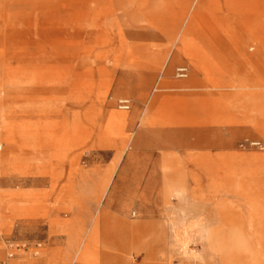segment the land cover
<instances>
[{"label":"rangeland","instance_id":"rangeland-1","mask_svg":"<svg viewBox=\"0 0 264 264\" xmlns=\"http://www.w3.org/2000/svg\"><path fill=\"white\" fill-rule=\"evenodd\" d=\"M252 143L264 0H0V264H264Z\"/></svg>","mask_w":264,"mask_h":264},{"label":"crops","instance_id":"crops-1","mask_svg":"<svg viewBox=\"0 0 264 264\" xmlns=\"http://www.w3.org/2000/svg\"><path fill=\"white\" fill-rule=\"evenodd\" d=\"M176 56H178V57H181V56H188V57H191V56H189V55H187L186 53H184L183 51H177L176 52ZM200 56H202V55H200L199 54V57L197 58H195L196 60L195 61H197V69L198 70H201L202 69V66H203V63H201L200 61ZM192 58V57H191ZM180 60H182V59H180ZM179 60V61H180ZM178 61V62H179ZM178 62H176V63H178ZM175 64V63H174ZM180 67H187V66H180ZM180 67H178V68H180ZM177 68V69H178ZM180 80V79H179ZM192 81H190V82H187V83H184V84H182V85H180V86H178V88L177 89H188V88H190L191 87V85H192ZM160 96L159 95H156L153 99H152V101L150 102V110H154L156 107H157V105H158V103L160 102V98H159ZM125 100V99H124ZM121 120H122V122L125 124V122H126V120H127V116L126 115H124V116H121ZM147 119H145L144 120V123H146L147 121H146ZM197 121L196 120H193L192 118H185V117H181V118H177V119H162V120H157L156 121V124H159L160 126H162V128L164 129V128H166V129H168L169 127H172V126H175V125H185V124H189V123H196ZM169 126V127H168ZM181 130V129H180ZM179 174V173H178ZM178 174H174V175H168L167 174V177H170V178H168V180L171 182L172 180V178L171 177H174V176H177ZM183 176V175H182ZM39 260V259H38Z\"/></svg>","mask_w":264,"mask_h":264},{"label":"bare ground","instance_id":"bare-ground-1","mask_svg":"<svg viewBox=\"0 0 264 264\" xmlns=\"http://www.w3.org/2000/svg\"><path fill=\"white\" fill-rule=\"evenodd\" d=\"M17 35V34H16ZM181 43H182V45H183V47H182V49H181V51H183L184 53H186L187 55H189V56H191L193 59H195V56H192V54L189 52V48H190V42H189V39L188 38H186V37H182L181 38ZM179 52V51H178ZM196 60V59H195ZM201 62V61H200ZM201 63H203V62H201ZM259 128L261 129V130H263V125H260L259 126ZM260 130V131H261ZM174 177H177V178H175V179H171L172 181V183H179L181 180H182V174H178L177 176H174ZM90 233H91V235L92 236H94L93 238H92V240L93 241H95L94 239H95V237H97L98 236V227H97V225L96 224H94L93 226H92V228H91V230H90ZM104 245V244H103ZM85 250V249H84ZM37 257H32V256H29V255H24V256H22V257H19V258H17V259H15L14 260V262L12 261V263L14 264V263H18L19 261H22V262H33L34 264H36V261L40 258V256H41V252H38L37 254Z\"/></svg>","mask_w":264,"mask_h":264},{"label":"built area","instance_id":"built-area-1","mask_svg":"<svg viewBox=\"0 0 264 264\" xmlns=\"http://www.w3.org/2000/svg\"><path fill=\"white\" fill-rule=\"evenodd\" d=\"M189 73H190V70L188 67H180V68L176 69L175 75H176L177 79L183 80V79L188 78ZM118 104H119V108L121 110L127 111V110H130V108H131V103L129 100H120ZM251 145L260 147L264 150V147L262 146L261 143H252ZM22 249H24V247H18L17 251L21 252ZM16 257H18V253H11L8 256L9 259H15ZM5 264H10V263H5Z\"/></svg>","mask_w":264,"mask_h":264}]
</instances>
